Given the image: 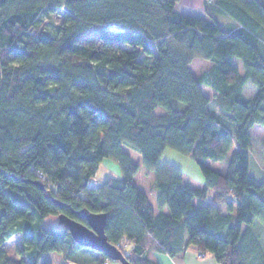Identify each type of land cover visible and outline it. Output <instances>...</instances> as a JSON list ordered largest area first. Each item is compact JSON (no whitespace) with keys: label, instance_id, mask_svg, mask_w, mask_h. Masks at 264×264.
<instances>
[{"label":"trees","instance_id":"trees-1","mask_svg":"<svg viewBox=\"0 0 264 264\" xmlns=\"http://www.w3.org/2000/svg\"><path fill=\"white\" fill-rule=\"evenodd\" d=\"M180 1L0 0V264L73 261L84 246L43 220L87 223L84 210L107 213L108 240L133 264L189 247L219 264H264L251 134L264 125V0H206L203 16ZM98 26L109 28L87 33ZM126 146L155 174L158 207ZM168 147L196 161L201 187L160 161ZM105 158L122 176L89 187ZM16 234L20 260L4 246Z\"/></svg>","mask_w":264,"mask_h":264},{"label":"rangeland","instance_id":"rangeland-1","mask_svg":"<svg viewBox=\"0 0 264 264\" xmlns=\"http://www.w3.org/2000/svg\"><path fill=\"white\" fill-rule=\"evenodd\" d=\"M205 1L206 0H181L178 3V10L180 11H186L189 13H198V14H204V7H205ZM54 17L58 22H61L64 18L63 13L60 11L54 12ZM46 21V20H45ZM99 28H105L108 29L109 26H98L93 27L90 29L87 33H94L98 31ZM86 33V34H87ZM204 91L207 95L214 96V92L210 87L205 86ZM255 92V86L253 84H248L245 87L244 94H246L248 97H252ZM252 137H254V150H253V167L252 170H254L255 173H257L259 176H264V151L261 147V142L264 141V125H255L254 129H252ZM126 150L128 153L131 154L132 160L134 163L141 164V154L137 151L135 152L130 147L126 146ZM160 161H170L178 165L182 168V171L184 173L185 180L189 183H192L195 187H201L203 185V175L202 172H200V168L196 161H194L191 157L184 155L183 153L177 152L171 147H168L164 150V153L160 157ZM100 168L97 172V180L101 182L105 177L107 176H115L119 175L122 176V167L118 164L115 160L105 158L103 162L100 164ZM135 177V183L140 185L143 190L147 193L148 196H150L151 201L153 204L157 206V188L155 185V174L148 171L143 164H141L140 170L136 174ZM46 226H63L59 220L54 218V216L51 214V216H48L43 220ZM260 234L263 236L264 241V230L262 228L259 229ZM22 235L16 234L13 237L9 239L8 242L5 243V248L9 254V256L14 257L15 259L20 260L21 256H19V249L22 246ZM125 246V251L129 252V248L131 245L127 246L124 244L122 247ZM191 252H194L191 249ZM75 256L73 261L67 260L64 264H68L70 262L72 263H82L84 261L86 256L92 257L95 255L103 256V252H100L98 250H92L90 247H80L75 251ZM212 256L211 253H207V257ZM206 257V256H205ZM204 257V258H205ZM43 260L49 261L51 264H63L62 257L53 253H44L43 254ZM107 264H122V262L118 260H113L108 257V260L106 261Z\"/></svg>","mask_w":264,"mask_h":264},{"label":"water","instance_id":"water-1","mask_svg":"<svg viewBox=\"0 0 264 264\" xmlns=\"http://www.w3.org/2000/svg\"><path fill=\"white\" fill-rule=\"evenodd\" d=\"M121 27L112 26L111 30L119 31ZM38 185L43 186L42 182L38 181ZM87 220V223H82L75 219H71L66 214L59 215V222L64 224L73 240L81 246L90 247L93 250L103 252L107 257L118 260L122 264H133L125 255L120 246L113 244L108 240L106 225L108 222L107 213H89L87 211L80 212Z\"/></svg>","mask_w":264,"mask_h":264},{"label":"crops","instance_id":"crops-1","mask_svg":"<svg viewBox=\"0 0 264 264\" xmlns=\"http://www.w3.org/2000/svg\"><path fill=\"white\" fill-rule=\"evenodd\" d=\"M176 9L178 10V4L176 5ZM181 12H186V11L184 10ZM196 14H198V13H196ZM199 15L203 16L204 14H199ZM252 129H254V128H252ZM252 129H251V134H252ZM152 204H153V202H152ZM153 206L156 207L154 204H153ZM58 227H63V226H58ZM191 249L194 252H191ZM151 257L155 258L161 264H219L218 261L215 258H213L212 256L207 257V255H206L205 258H201L198 255L196 249L192 248V247L187 248V251L183 255L171 257L167 253L155 251V252L151 253Z\"/></svg>","mask_w":264,"mask_h":264},{"label":"built area","instance_id":"built-area-1","mask_svg":"<svg viewBox=\"0 0 264 264\" xmlns=\"http://www.w3.org/2000/svg\"><path fill=\"white\" fill-rule=\"evenodd\" d=\"M101 184V182H99L98 180H97V178H93L90 182H89V187H91V188H93V187H96V186H99ZM68 264H78V263H72V262H70V263H68ZM80 264V263H79Z\"/></svg>","mask_w":264,"mask_h":264}]
</instances>
